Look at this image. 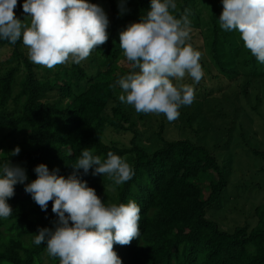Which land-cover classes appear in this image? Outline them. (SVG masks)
Segmentation results:
<instances>
[{"label":"trees","instance_id":"trees-1","mask_svg":"<svg viewBox=\"0 0 264 264\" xmlns=\"http://www.w3.org/2000/svg\"><path fill=\"white\" fill-rule=\"evenodd\" d=\"M200 1L210 9L211 27L201 35L203 45L191 33L187 42L201 53L204 76L198 84L188 76L181 81L194 86L195 99L172 122L136 113L119 101L115 86L132 70L128 61L118 65L119 32L139 21L150 0H122L123 12L121 0H107V9L90 0L108 17L109 39L80 64L48 69L28 59L21 41L0 40V50L10 52L0 61V164L23 167L27 183L43 163L65 177L75 172L106 204L136 202L140 235L113 246L122 264H264V202L249 205L245 192L249 185L252 192L262 189L247 178L264 174V64L238 33L221 29V0ZM184 14L190 27H201L196 0H182L173 12ZM17 146L19 154L11 155ZM82 150L126 158L134 176L116 185L91 169L85 175L73 168ZM223 195L231 218L246 209L250 221L220 228L210 210L222 208ZM8 203L13 211L0 218V264H59L45 245L33 244L37 229L52 228L57 219L51 201L42 211L17 184Z\"/></svg>","mask_w":264,"mask_h":264},{"label":"clouds","instance_id":"clouds-1","mask_svg":"<svg viewBox=\"0 0 264 264\" xmlns=\"http://www.w3.org/2000/svg\"><path fill=\"white\" fill-rule=\"evenodd\" d=\"M221 4V29L238 33L244 47L264 64V0H221ZM16 6L17 0H0V40L13 45L21 41L28 59L48 69L69 61L80 64L109 39L106 13L89 0H23L20 7L27 14L23 20L15 16ZM118 7L125 10L122 0ZM176 7V0H150L139 21L119 32V47L132 70L115 81L121 103L138 114H163L169 122L195 99L194 86L181 81L188 76L198 84L204 76L201 53L187 42L191 22L187 14L173 15ZM19 152L17 146L11 155ZM73 168L85 175L91 169L93 176L106 175L116 185L134 176L126 158L111 151L101 158L82 150ZM33 171L36 178L26 183L23 167L10 160L0 164V218L12 214L8 200L14 196V186L21 184L42 211L51 201L57 217L52 228L37 229L34 245H45L59 264H122L113 246L129 245L140 235L139 205L131 199L106 204L75 172L65 177L43 163Z\"/></svg>","mask_w":264,"mask_h":264},{"label":"rangeland","instance_id":"rangeland-1","mask_svg":"<svg viewBox=\"0 0 264 264\" xmlns=\"http://www.w3.org/2000/svg\"><path fill=\"white\" fill-rule=\"evenodd\" d=\"M100 2H102V5H104L103 9H107V5L105 4V3H107V0H100ZM181 2H182V0H176L177 7H176L175 10H177V8H178V6H179V4ZM17 3H23V0H17ZM221 6H222V4H221ZM196 9L199 12V19H200L199 21L201 23V27H199V29H196L194 27H190V33L193 36L195 35V37L197 38L196 42L198 44H202L203 45L204 43H203V40L201 39V35L202 34L205 35V34L209 33L208 30L211 27L210 19H209V17H210V9L205 3H203L200 0H196ZM221 11H222V7H221ZM14 13H15V16L18 19H21V20H23L24 17L27 15V14L23 13V11L20 10V9L14 10ZM219 16H220V14H219ZM26 19L27 18H25V21H26ZM190 19L193 20V17L190 16ZM208 22H209V24H208ZM198 33H200V34H198ZM204 50H205V54H206L207 53L206 52L207 48L206 49L204 48ZM9 54H10V52H9L8 49L0 50V61L1 62L4 61L8 57ZM118 61H119L118 65H121V64H123V63H125L127 61L126 58L124 57L123 52L119 56ZM170 129H173L172 125H170ZM186 131L188 132V130H186ZM187 132H185V133H187ZM171 133H173V132H171ZM109 136L110 137L111 136L114 137L115 134H109ZM124 138H122V139H124ZM127 139L128 138L126 137V140ZM126 140H124V141L126 142ZM253 159L257 162L256 158H253ZM247 179H251L249 181L250 183L251 182L252 183L257 182L258 184L262 185V189L261 190L260 189L258 191L254 190L252 192L253 185L252 186L249 185V187H250L249 190L245 191L247 194L251 193L249 196H252V198L248 197L249 200L246 203H248L249 205L253 204L254 207H255V205H258L260 202H264V190H263L264 189V174H260V175L258 174L256 176L250 175V176H248ZM234 187L235 186L232 184V181H231L228 184L227 189H228V191H230V190H233ZM256 188H258V187L256 186ZM223 197H224V195L222 196V198ZM228 205H229L228 204V197H227V195H225V197L222 199V208L220 210H217V211L210 210L212 215H213V217H215L219 221V227L220 228L229 229V228H232V226L234 224H238L239 223V224L243 225L245 222L250 221V217L248 216V212H247L246 209L243 210L240 214H238V215H236V216L231 218L230 210L227 208ZM45 264H48V263L45 262Z\"/></svg>","mask_w":264,"mask_h":264}]
</instances>
